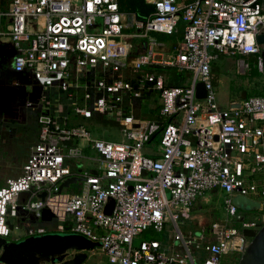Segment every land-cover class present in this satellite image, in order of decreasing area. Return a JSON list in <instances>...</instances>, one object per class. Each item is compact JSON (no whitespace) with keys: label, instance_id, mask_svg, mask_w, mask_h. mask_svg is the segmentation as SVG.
<instances>
[{"label":"built area","instance_id":"1","mask_svg":"<svg viewBox=\"0 0 264 264\" xmlns=\"http://www.w3.org/2000/svg\"><path fill=\"white\" fill-rule=\"evenodd\" d=\"M143 2L152 11L139 19L121 0H0V40L14 50L12 71L74 98L77 116L112 117L128 140L111 142L69 125L63 106L47 112L42 96L37 140L20 175L0 187L1 238L8 239L11 220L21 218L26 237L47 234L38 223L48 208L58 233L98 243L108 264H225L264 226V91L221 108L212 74L214 62L229 57L239 75L251 69L264 75L257 43L264 0ZM180 27V41L165 50L158 35L174 38ZM135 42L143 52L133 53ZM163 71H187L191 79L171 86ZM200 82L203 99L196 98ZM151 94L159 100L155 119L140 118L133 102ZM25 106L34 109L31 102ZM81 159L96 165V175L83 165L77 170ZM69 177L83 179L79 191L59 193ZM209 192L223 194L226 220L183 234L179 222L191 218ZM21 193H28L23 204ZM237 196L257 202L261 217L244 221L233 204ZM31 214L35 223L28 222ZM167 224L163 242L134 243L147 231L163 233ZM76 253L68 251L64 260Z\"/></svg>","mask_w":264,"mask_h":264},{"label":"rangeland","instance_id":"2","mask_svg":"<svg viewBox=\"0 0 264 264\" xmlns=\"http://www.w3.org/2000/svg\"><path fill=\"white\" fill-rule=\"evenodd\" d=\"M182 32V27H180ZM161 36V35H158ZM164 39L170 37L162 36ZM13 51L6 45L0 44V187L7 179L15 178L21 173L22 166L26 160V154L30 144L37 140L39 126L37 124V112L40 111L41 105L38 102L42 96L50 102L51 110L55 109L60 103L64 108V115L68 116V122L71 126H83L91 132L96 138H101L116 143L128 142L126 136L118 126L117 122L110 116H103L93 113L92 118L84 119L74 114L71 107L73 98L67 100L66 93L59 91L55 87L42 90L37 86L29 73L24 74L22 84H14L16 74L9 73L11 68ZM212 74L215 79L214 90L218 104L221 108L226 107L231 101H240L244 98L262 95L264 89V75H253L250 72L241 76L236 71L235 62L232 58L221 57L213 64ZM164 77L169 76L173 79L171 86H181L191 79V73L187 71H163ZM26 102H31L34 109L27 108ZM134 105L139 108L140 118H148L149 108L156 107L159 104L158 98L151 94L144 98L134 100ZM136 110V111H138ZM156 138L152 144H156ZM90 154V153H87ZM89 158H97V155L91 153ZM75 167L80 170H91L96 167L92 161L76 160ZM81 184L71 185L62 192L73 194L79 191ZM238 213L245 214L244 221H253L261 217L262 212L259 210H249L239 208ZM227 216L224 210L223 194L221 192H209L202 199L196 202L191 218L183 219L179 222L183 234L198 230H207L218 221L226 220ZM11 224L14 226L8 237V241L18 242L26 238L25 229L27 224L19 223L17 219H12ZM47 229V234H56V226L59 222L56 219L46 223H38ZM198 224V226H197ZM211 224V227H209ZM171 229L167 224L163 233H156L152 230L147 231L134 239L137 244L142 240H157L163 242L166 239V233L169 234ZM173 229V227H172ZM239 255L233 254L226 257L223 261L225 264H238ZM82 264H108L107 259L101 255L98 248L87 251V258Z\"/></svg>","mask_w":264,"mask_h":264},{"label":"water","instance_id":"3","mask_svg":"<svg viewBox=\"0 0 264 264\" xmlns=\"http://www.w3.org/2000/svg\"><path fill=\"white\" fill-rule=\"evenodd\" d=\"M257 43L264 47V34L257 37ZM262 56H264V49ZM264 63V59H263ZM206 90L203 83L196 86V98H205ZM96 175V171H90ZM83 182L82 178L69 177L64 179L58 186L59 193L71 185ZM46 193H41L39 198L45 200ZM28 193H21L18 197L20 204L25 203ZM233 204L238 208H247L249 210H257L258 203L251 199L237 196L233 198ZM113 202L107 208V212L111 211ZM55 219L54 214L48 209H44L41 213L39 222L46 223ZM20 223H23L21 218ZM37 220L34 215H28V222L35 223ZM9 229L13 226L9 224ZM98 243H93L87 238L76 234H45L36 237H26L22 241L13 242L0 237V264H82L87 258V251L98 247ZM76 250L72 259L64 260L67 252ZM238 264H264V226L256 233L249 246L241 255Z\"/></svg>","mask_w":264,"mask_h":264},{"label":"trees","instance_id":"4","mask_svg":"<svg viewBox=\"0 0 264 264\" xmlns=\"http://www.w3.org/2000/svg\"><path fill=\"white\" fill-rule=\"evenodd\" d=\"M121 5L123 8H126V10L134 13L139 19L145 18L147 14H149L152 11L151 7L144 4L143 0H121ZM249 62L252 64L254 62V59H250ZM213 66H212V70H213ZM251 71L253 75L259 74L256 69H252ZM24 79H25L24 74H16L15 80L18 81L19 84H22L21 82H24ZM181 86H184V84H182ZM158 109H159V104L156 105V107L151 106L148 111V118L155 119V115L158 112Z\"/></svg>","mask_w":264,"mask_h":264},{"label":"crops","instance_id":"5","mask_svg":"<svg viewBox=\"0 0 264 264\" xmlns=\"http://www.w3.org/2000/svg\"><path fill=\"white\" fill-rule=\"evenodd\" d=\"M163 35H161V36H158V39L161 41V42H163L164 44H165V50H167V51H169V50H171L173 47H174V45L178 42V41H180V39H181V37H182V34H181V32L176 36V37H172V38H169V39H164L163 37H162ZM0 44H3V45H6L7 47H9L12 51H13V56H14V50H13V48H12V46L10 45V43H8L7 41H5V40H0ZM139 44L141 45V43L140 42H135V45H137V48H135V50H134V54H139V53H141V52H143V50H144V48H142V47H139ZM13 56H12V58H13ZM10 72H13L12 71V63H11V68L9 67V73ZM14 83V82H13ZM146 96H148V95H146ZM150 96V95H149ZM156 96V95H155ZM157 97V96H156ZM158 98V97H157ZM49 102V101H48ZM50 103V102H49ZM58 104H60V103H58ZM50 106V105H49ZM139 109V108H138ZM137 109V110H138ZM44 110H45V108H44ZM43 110V111H44ZM46 111L47 112H52V110H51V107H48L47 109H46ZM39 112L40 111H38V114H39ZM138 114L140 115V112H139V110H138ZM30 145H32V144H30ZM29 145V146H30ZM29 148V147H28ZM27 154H28V151H27ZM26 154V155H27ZM27 157V156H26ZM56 202V200H53L51 203L53 204V203H55Z\"/></svg>","mask_w":264,"mask_h":264},{"label":"flooded vegetation","instance_id":"6","mask_svg":"<svg viewBox=\"0 0 264 264\" xmlns=\"http://www.w3.org/2000/svg\"><path fill=\"white\" fill-rule=\"evenodd\" d=\"M263 34H264V33H263ZM263 49H264V47H263V46H260V54H261V57H262V61H263V59H264V56H262ZM263 70H264V63H263Z\"/></svg>","mask_w":264,"mask_h":264},{"label":"bare ground","instance_id":"7","mask_svg":"<svg viewBox=\"0 0 264 264\" xmlns=\"http://www.w3.org/2000/svg\"><path fill=\"white\" fill-rule=\"evenodd\" d=\"M53 200H54V199H53ZM53 200H51V202H52ZM51 202H50V205H53Z\"/></svg>","mask_w":264,"mask_h":264}]
</instances>
